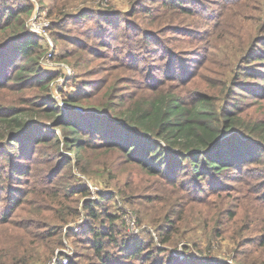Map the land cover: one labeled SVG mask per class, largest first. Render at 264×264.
Returning a JSON list of instances; mask_svg holds the SVG:
<instances>
[{
    "label": "rangeland",
    "instance_id": "rangeland-1",
    "mask_svg": "<svg viewBox=\"0 0 264 264\" xmlns=\"http://www.w3.org/2000/svg\"><path fill=\"white\" fill-rule=\"evenodd\" d=\"M2 1L12 9L21 1L33 4L25 28L39 36L43 70L57 73L49 94L61 107H71L75 113L94 111L120 122L106 108L111 95L131 97L124 96L123 108L151 95L154 87L173 84L184 93L209 92L217 102L230 88L228 103L236 107L240 118L250 122L264 119V59L251 62L250 67L247 60L261 46L260 42L254 46L258 39L264 38V0H236L235 6L219 12L221 18L210 35L194 43L193 37L200 32L194 33L195 24L203 25L200 13L162 10L136 16V0ZM83 10L93 16L83 18ZM110 16L113 25L105 21ZM122 17L137 19V34L144 35L125 49L117 47L115 36L110 38L117 33L122 41ZM35 18L37 29H46L52 39L53 49L47 38L33 31ZM96 22L97 28L92 29ZM93 35L102 40L93 42ZM253 35L256 38L251 40ZM148 36H152L150 41H146ZM50 52L53 56L48 61ZM78 60L85 65L78 66ZM240 68H247L244 77L238 74ZM87 69L95 71L86 73ZM82 79H90L94 86L87 88ZM76 92L81 100L69 102ZM41 93L29 80L0 86V149L7 144L4 135L15 128L13 116L22 117L39 106L43 121L39 125L55 130L61 138L59 149L33 139L21 149L17 145L19 170L15 175L10 174L9 159L0 150V264H66V259L67 264L70 260L86 263L92 239L84 228L88 216L83 203L87 199L102 202L116 215L118 238L131 234L145 246L163 249V257L175 256L165 264H173V260L174 264H264L261 139L234 131L248 142L246 151L253 154L250 160L205 180H192L183 173L169 179L127 162L110 147L101 148L98 133L91 129L79 136L86 142L84 150L67 148L63 143L66 134L42 108ZM12 107L19 113L5 111ZM20 108L25 111L20 113ZM28 131L26 127L24 134ZM257 158L259 162H251ZM172 217L179 223L173 226ZM176 229L179 232L173 235V242L165 241ZM113 249L110 246L109 251H118ZM94 259L91 255L90 261ZM131 263L150 261L132 259Z\"/></svg>",
    "mask_w": 264,
    "mask_h": 264
},
{
    "label": "trees",
    "instance_id": "trees-1",
    "mask_svg": "<svg viewBox=\"0 0 264 264\" xmlns=\"http://www.w3.org/2000/svg\"><path fill=\"white\" fill-rule=\"evenodd\" d=\"M136 2L137 5L133 8L136 16L142 12L151 15L162 10L172 13H200L203 25L195 24L194 33L200 32L193 37V43L210 35L213 26L216 27L221 18L220 11L225 12L236 5V0H136ZM32 10L33 4L29 1L18 2L12 9L3 5V1L0 0V86H7L13 80L17 84L26 83L29 80L37 85L42 91L39 95L42 108L46 113L54 116V126L62 128L66 134L63 137V143L70 150L78 152L84 150L86 142L79 136L86 129H91L98 133L97 137L101 142L97 144L101 148L110 147L115 152L121 153L127 162L138 163L151 174L175 180L179 174L183 173L192 180H205L212 175L222 174L229 168L239 167L253 156L246 151L248 142L239 134H234V131H240L248 136H257L263 141L261 143L264 146V119L250 122L240 118L236 107L228 103L227 97L230 92L232 93L230 88L227 90L229 94L217 102L209 92L198 93L197 90H190L184 93L173 84L162 85L151 89V95L136 99L123 108L121 107L126 101L124 96L127 97V95L123 93L111 95L106 108L112 109L110 111L120 122L100 117L94 111L75 113L71 107H61L49 94L50 83L57 78V73L43 70L40 65L42 52L39 36L25 28V17ZM82 12L83 18L93 16L86 10ZM109 18L105 21L113 25V17ZM121 20L122 31L119 34L122 41L117 33L111 34L110 38L115 36L113 40L117 42V47L125 49L144 35L137 34L140 31L137 19L122 17ZM98 24L96 22L92 29L97 28ZM55 25L63 26L62 23ZM190 32L193 31L190 30ZM88 36L92 37V35ZM255 38L253 35L251 40ZM151 39L152 36L146 37V41ZM101 40L93 35V42L98 43ZM258 40L254 46L256 47L259 42L261 46L254 48L247 57V60H250L249 67L252 66L251 62L264 59V38ZM192 58L196 60L198 57L192 56ZM77 65L85 64L78 60ZM246 69L240 68L238 74L244 77L247 73ZM92 71L95 70L87 69L86 73ZM238 74L234 77L236 78ZM82 82L87 88L94 86L90 79H82ZM115 88L113 86L110 90L114 91ZM82 90L85 89L82 88ZM79 92L71 95L67 100L80 101L82 96ZM190 97L192 99L187 100ZM14 108L5 111L14 115L19 113ZM96 108L101 109V106L98 105ZM19 110L22 113L25 108ZM40 110L39 106L37 110L22 114V117L19 114L13 116L12 120L16 122L15 128L4 135L7 144H4L5 147H1L0 150H2L1 154L9 159L12 175L19 170L18 163L15 161L18 158L15 152L17 145L21 149L23 143L28 144L33 139L35 143L49 144L50 147L59 149L61 138L56 131L39 125L43 123ZM2 121H8V119H2ZM26 127H29V131L24 134ZM44 132H47V138ZM251 162H259V158ZM84 202L83 206L88 216L84 228L92 233L91 253L84 264H132V259L143 263L150 261V264H165L167 259L175 257L171 253L167 258L163 257L162 254L165 252L163 249L145 246L143 241L132 239L131 234L118 238L114 225L116 215L106 210L102 202L92 199ZM177 220L173 217L169 218L173 226L179 223ZM178 232L176 229L172 237L165 238V241L173 242V235ZM110 246L114 249L118 248V251L110 252ZM91 255H95L96 259L90 261ZM172 263L174 264V260ZM69 264L82 263L70 260Z\"/></svg>",
    "mask_w": 264,
    "mask_h": 264
},
{
    "label": "built area",
    "instance_id": "built-area-1",
    "mask_svg": "<svg viewBox=\"0 0 264 264\" xmlns=\"http://www.w3.org/2000/svg\"><path fill=\"white\" fill-rule=\"evenodd\" d=\"M37 21H38V20H37L36 18L32 21L31 26H32L33 31H35V32H39L38 34H40L41 36L47 38L48 43H49V45L51 46L50 49H53L52 47H53L54 43H53L52 39H51L50 36L48 35L46 29H44L43 31L37 29V26H36V25H37ZM52 56H53V52H50V53L48 54V56H47L48 61H50V59H51ZM60 64H61V63H57L56 65H60ZM69 70H70V72H71V68H69ZM131 225H132V226H135V225H136V224H135V221L132 220V221H131ZM67 263H68V259H66V264H67Z\"/></svg>",
    "mask_w": 264,
    "mask_h": 264
}]
</instances>
